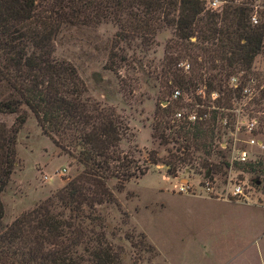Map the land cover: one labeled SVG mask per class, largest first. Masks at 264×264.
<instances>
[{"label":"trees","instance_id":"1","mask_svg":"<svg viewBox=\"0 0 264 264\" xmlns=\"http://www.w3.org/2000/svg\"><path fill=\"white\" fill-rule=\"evenodd\" d=\"M206 0H0V113L15 114L11 128L0 125V264H125L122 251L106 238L104 220L97 207L115 203L108 187L116 180V191L131 180L143 177L151 165L165 164L171 174L191 160L155 151L147 152L139 167L133 152L123 153L128 140L126 120L92 99L75 67L54 57V44L65 31L110 24L116 28L107 68L112 72L145 66L146 54L155 36L171 30L166 43L160 78L166 84L187 88L189 76L178 73L181 58L196 65L208 63L224 70L226 77L250 72L258 55H264V2L259 23L252 25L249 6H228L222 13L205 10ZM195 37V42L191 38ZM198 57H202L197 64ZM146 62H150L147 60ZM218 76H213L216 78ZM170 92V91H168ZM168 105L156 107L152 138L167 144L176 141L177 151L186 153L192 140L211 153L216 117L211 122H172ZM33 114L42 133L82 167V171L44 202L2 227L4 208L1 194L9 183L16 160V136ZM170 117V118H169ZM175 127V128H174ZM174 128V129H173ZM165 130L169 134L165 135ZM191 136V138L189 137ZM178 145V146H179ZM183 146V147H182ZM134 151V150H133ZM206 161L204 159L203 163ZM134 230L126 239L133 247L151 249L142 234L138 245ZM150 250V251H151ZM137 264V263H133Z\"/></svg>","mask_w":264,"mask_h":264},{"label":"rangeland","instance_id":"2","mask_svg":"<svg viewBox=\"0 0 264 264\" xmlns=\"http://www.w3.org/2000/svg\"><path fill=\"white\" fill-rule=\"evenodd\" d=\"M246 1L226 0L216 13L221 14L228 6L250 7ZM263 2L254 0L251 6V16L256 14L254 8L258 9V23ZM115 33L116 28L110 24L65 31L55 41L54 57L72 64L85 83L88 95L113 107L126 120L128 140L121 142L120 149L123 153L133 152L139 167L145 165L147 152L152 150L164 161L169 154L186 158L188 154L191 160L180 163L171 174L165 164L151 165L143 177L125 183L120 192L115 189L116 180H110L107 184L115 203L97 207L104 220L107 240L115 250L122 251L125 264H264L263 209L178 194V180L174 178L182 177L187 170L192 172L190 178L206 170L222 178L219 176L226 174L229 156L220 150L219 144L236 143L243 147L248 137L246 129L241 125L237 131L234 123L256 118L257 137L263 145L255 152L259 161L236 168L243 173L239 175L241 179L258 183L256 189L264 194V55L255 58L250 72L241 70L220 83L218 78L226 77L224 70H213L206 62L199 66L194 59L181 58L176 69L189 76L191 82L187 88H180L160 78L164 49L173 37L171 30L160 31L155 36V45L147 52L143 68L136 65L135 69L112 72L107 68V61ZM191 41L195 42V37ZM201 59L198 57L197 64ZM187 64L188 70L184 67ZM248 89L251 94L245 92ZM175 91L179 92L177 100L172 99ZM165 93L170 94L171 117L176 112L187 114L210 109L229 117V129H223L215 119L213 141L208 142L211 144L209 155L202 146L193 145L191 139L182 142L190 148L180 154L183 150L177 151L181 145L176 141L181 139L173 142L168 138L165 144L152 138L155 109L165 108L169 103L162 100L167 97ZM22 109L27 111V120L16 136L13 173L1 194L3 228L44 202L82 171L81 166L61 153L42 133L33 114L25 106ZM15 118V114L0 113V125L9 129ZM167 134L169 130H165ZM133 230L134 242L138 245L137 235L142 234L153 251L131 245L126 237Z\"/></svg>","mask_w":264,"mask_h":264},{"label":"built area","instance_id":"3","mask_svg":"<svg viewBox=\"0 0 264 264\" xmlns=\"http://www.w3.org/2000/svg\"><path fill=\"white\" fill-rule=\"evenodd\" d=\"M225 3L226 0H208L206 7L210 11L217 12ZM254 9L257 14V7ZM256 14L250 17L252 25L258 24ZM184 67L188 70L189 65L187 64ZM245 92L250 93V90L248 89ZM178 97L179 92L175 91L172 95V99L177 100ZM213 116L218 119V122L223 129H229V117L218 115L216 111L211 109L206 111H192L187 114L183 112H176L174 113L172 122L196 124L199 122L210 121ZM258 124L259 123L256 118H247L244 123H240L239 121L234 123L237 131L240 129L241 125L246 129L245 132L248 137L245 141H243V147H238L236 143L228 144L225 142L219 144L220 150L226 151L229 156L226 162V174L219 176L222 178L218 179V176H212L213 174H211L210 170L195 174L196 178H190V173L192 172L187 170L182 177H174L178 180L176 189L177 193L192 197L206 198L213 201L257 207L264 210V194L256 189V185L258 183L255 184L254 182H250L246 179H241L239 175L243 173L236 168L237 166L258 163L259 160H256L255 152L256 150L263 148L262 142L257 137V130L259 127Z\"/></svg>","mask_w":264,"mask_h":264}]
</instances>
